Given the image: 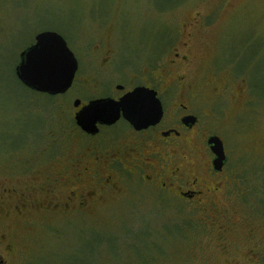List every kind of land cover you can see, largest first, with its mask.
<instances>
[{
    "label": "rangeland",
    "instance_id": "obj_1",
    "mask_svg": "<svg viewBox=\"0 0 264 264\" xmlns=\"http://www.w3.org/2000/svg\"><path fill=\"white\" fill-rule=\"evenodd\" d=\"M41 30L60 33L74 56L87 60L70 90L51 97L23 86L14 73L20 51ZM183 41L189 49L181 48ZM96 47L113 50L117 69L178 48L192 60V77L209 84L206 97L218 91L206 105L209 129L224 138L226 170L237 171L239 180L233 190L243 192L236 205L226 201L233 206L226 224H233L224 232L232 241L225 253L217 251L219 231L201 212L177 198L156 199V189L121 167L103 165L99 172L119 171L116 180L109 178L118 187L105 194L110 206L60 214L6 209L18 192L37 206L60 198L63 193L43 185L58 171L69 179L66 191L105 186V179L93 181L90 170L84 172L91 162H69L77 150L70 145L71 102L90 92L80 79L94 67L96 78H114L90 67L102 55L92 53ZM0 231L16 247V264H90L100 241L109 247L99 256L115 264L145 257L151 264H264V0H0Z\"/></svg>",
    "mask_w": 264,
    "mask_h": 264
},
{
    "label": "flooded vegetation",
    "instance_id": "obj_2",
    "mask_svg": "<svg viewBox=\"0 0 264 264\" xmlns=\"http://www.w3.org/2000/svg\"><path fill=\"white\" fill-rule=\"evenodd\" d=\"M190 36L189 33L188 37ZM188 45L187 41H183L181 48L189 49ZM101 51L103 52H100V47L93 48L92 53L102 55L97 64L90 67L96 66L98 73L104 76L112 74L114 78L109 81L105 78H96V75H93L96 73L94 67L93 74H86L80 79L81 84L89 87L90 92L83 97H75L71 102L74 108L71 136L74 138H71L70 145L77 150L75 154H71L69 162L71 165L83 162L88 164L87 167L88 162H91L90 169L84 168V172L90 170L89 174L93 177V181L95 176L105 179V186H102L100 191L90 187L83 188L77 194L74 189L66 191L64 186L69 179L63 181V171H58L53 173L54 176L48 174L43 180V185L46 192L57 189L63 193L60 198H45V205L37 206L32 197H24V194L18 192L15 204L6 209L16 215L36 208H40L42 212L60 214L76 210L84 212L90 205L99 203L110 206L112 198L105 194L108 193V189L115 190L118 187L114 186L109 178L113 176L116 180L119 171L114 169L105 177L99 172L103 165L110 168L121 167L156 189L154 193L156 199L162 201L167 197L177 198L180 202L187 203L191 210L201 212L210 221L209 223L215 226L214 229L219 231L215 237L217 246L220 245L217 251L220 254L225 253L232 241L225 239L224 232L232 231L231 224H233L231 221L226 224L228 209L233 208V206H226V201L241 199L243 192L233 190L235 189L234 179L238 182L239 180L236 178L237 171L230 175L226 170L228 151L224 138L219 135L220 133L209 129L210 124L213 123L212 110H208L206 105L209 104L213 95L218 94V91L206 97V87L209 84L204 79L198 82L192 77L190 67L192 60L178 48H173L166 58L164 55L161 56L162 48L157 53L149 55L148 62L139 66L132 65L131 67L134 68H129L130 64L127 63L126 67L120 69L114 66L117 58L115 59L111 48H102ZM76 59L77 69L71 85L64 92L54 95L69 91L79 67L85 66L87 60L81 59L84 62L82 64L77 57ZM113 59H115L114 63ZM97 86L100 88L98 91H96ZM136 86L153 90L159 100L162 113L154 123L145 125L141 122L133 123L120 113L111 123L97 122V129L93 133L84 131L76 124L75 112L91 99L109 97L118 100ZM43 94L49 97L54 96ZM75 100L79 101L77 105H74ZM212 135L220 138L225 154V161L219 169L214 168V153L208 143V138ZM100 162L103 164H99ZM147 171H150V174ZM236 199L232 205L237 204ZM237 201L241 203L240 200ZM5 238L6 235L0 231V264H16L14 261L16 247L12 240L6 241ZM250 239L254 241L251 235ZM102 243L105 242L100 241L92 247L97 255L90 264H115L111 261V256L106 254L99 256L100 252L105 253L108 251L106 247H109ZM248 247L250 261L251 255H255V252L250 245ZM152 261L151 257H145L139 262L136 261L135 264H151ZM254 261L256 262V259ZM120 264L125 263L120 262Z\"/></svg>",
    "mask_w": 264,
    "mask_h": 264
},
{
    "label": "water",
    "instance_id": "obj_3",
    "mask_svg": "<svg viewBox=\"0 0 264 264\" xmlns=\"http://www.w3.org/2000/svg\"><path fill=\"white\" fill-rule=\"evenodd\" d=\"M77 69V59L63 36L54 30H41L34 42L19 53L14 73L25 87L47 94L64 92L71 85ZM74 101V105L78 104ZM120 113L133 123H154L162 113L155 92L144 86H136L118 100L109 97L91 99L74 114L76 124L86 132L96 131V123H111ZM214 153L213 165L219 169L225 161L220 138H208Z\"/></svg>",
    "mask_w": 264,
    "mask_h": 264
},
{
    "label": "trees",
    "instance_id": "obj_4",
    "mask_svg": "<svg viewBox=\"0 0 264 264\" xmlns=\"http://www.w3.org/2000/svg\"><path fill=\"white\" fill-rule=\"evenodd\" d=\"M33 92H35V91H33Z\"/></svg>",
    "mask_w": 264,
    "mask_h": 264
}]
</instances>
